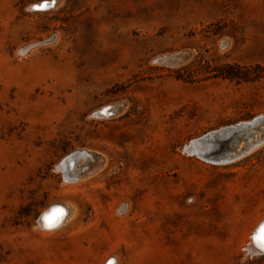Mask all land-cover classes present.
<instances>
[{
  "label": "rangeland",
  "instance_id": "obj_1",
  "mask_svg": "<svg viewBox=\"0 0 264 264\" xmlns=\"http://www.w3.org/2000/svg\"><path fill=\"white\" fill-rule=\"evenodd\" d=\"M262 115L264 0H0V264H264V141L184 151ZM79 152L91 171L66 180Z\"/></svg>",
  "mask_w": 264,
  "mask_h": 264
},
{
  "label": "water",
  "instance_id": "obj_2",
  "mask_svg": "<svg viewBox=\"0 0 264 264\" xmlns=\"http://www.w3.org/2000/svg\"><path fill=\"white\" fill-rule=\"evenodd\" d=\"M51 40V39H50ZM49 40V41H50ZM42 42V44L47 43ZM187 55L185 53H178L176 55L164 57L161 61L170 66L175 67L181 64ZM113 108H108L105 113H100L98 116L109 117L113 114ZM264 129V115L256 117L249 122L238 123L233 126L221 128L211 131L200 138L194 139L188 146L184 147V151L190 155H196L199 158L213 162V163H229L246 154L249 150L256 146V144L264 141V137L255 142L254 134L256 131ZM241 139L252 143H247L246 147L238 149ZM86 155L85 153H80Z\"/></svg>",
  "mask_w": 264,
  "mask_h": 264
},
{
  "label": "bare ground",
  "instance_id": "obj_3",
  "mask_svg": "<svg viewBox=\"0 0 264 264\" xmlns=\"http://www.w3.org/2000/svg\"><path fill=\"white\" fill-rule=\"evenodd\" d=\"M37 9V8H36ZM29 47H27V48H24V49H22V51L21 52H24L25 50H27ZM108 109V108H107ZM107 109H104L103 111H102V113H105L106 111H107ZM115 108L113 107V109H112V111L114 110ZM255 137L253 138V139H255V142H257V141H259L260 140V138H262V137H264V129H260V130H258V131H256L255 132ZM263 139V138H262ZM193 141V140H192ZM242 142H243V144H242ZM253 142V141H252ZM250 140L249 141H246L245 140V142H244V139H241L240 140V142H239V145H238V149L239 148H242V147H246L247 145V143H252ZM261 143V142H260ZM259 144V143H258ZM251 149H253V147L251 148ZM250 149V150H251ZM249 150V151H250ZM81 152H79V153H76V154H74V155H70L69 157H67L66 159H64L62 162H61V164L59 165V167H58V169H60V171H62L63 173H66L67 172V174H65V179L66 180H69V181H75V180H77L78 178H80V177H82L84 174H87V172H89V171H91V170H87V168L91 165V163H92V161H93V158H92V156H90V155H88V154H86V155H88V156H85V155H81L80 154ZM248 153V152H247ZM246 153V154H247ZM245 154H242V155H240V157L239 158H241L242 156H244ZM73 157H78V158H76V159H86V162L84 163V164H82V165H80V166H78V167H74L75 165H74V163L73 162H75V160L73 159ZM207 162V161H206ZM74 165V166H73ZM78 164H76V166H77ZM91 167V166H90ZM87 170V171H86ZM62 173V174H63ZM82 173H84V174H82ZM55 205V204H54ZM52 205L50 208H48V209H46L41 215H40V217H39V222H38V224H39V226L41 227V228H43L46 232H53V231H56V230H59L60 228H61V226L65 223V221H66V219L68 218V216H69V214H70V210L68 209V208H66L65 206H63V205ZM53 208H61V209H63V212H64V215H63V217H62V219L60 220V222L55 226V227H52V228H46L45 226H44V221H43V216H44V214L45 213H47V212H50ZM261 225H264V221L257 227V229H256V231H255V233L253 234V236L258 232V230H259V228H260V226ZM253 236H252V238H253ZM248 250L250 251V252H252V253H255L256 254V252L257 253H264V251H261V249L259 248V247H257L256 246V243L253 241V239H252V241H251V243L248 245Z\"/></svg>",
  "mask_w": 264,
  "mask_h": 264
},
{
  "label": "snow or ice",
  "instance_id": "obj_4",
  "mask_svg": "<svg viewBox=\"0 0 264 264\" xmlns=\"http://www.w3.org/2000/svg\"><path fill=\"white\" fill-rule=\"evenodd\" d=\"M48 6V4L41 3L38 5H34V8L37 9H45ZM64 215L63 209L61 208H53L50 212H47L43 216L44 226L46 228H52L55 227L60 220L62 219ZM253 241L256 243V246L261 249V251H264V225H261L258 232L253 236ZM109 264H112L110 261Z\"/></svg>",
  "mask_w": 264,
  "mask_h": 264
},
{
  "label": "trees",
  "instance_id": "obj_5",
  "mask_svg": "<svg viewBox=\"0 0 264 264\" xmlns=\"http://www.w3.org/2000/svg\"><path fill=\"white\" fill-rule=\"evenodd\" d=\"M234 70H237V67L224 66L219 75L224 77V78L230 79V80H233V79L237 80V79H239V76L237 73H233Z\"/></svg>",
  "mask_w": 264,
  "mask_h": 264
}]
</instances>
